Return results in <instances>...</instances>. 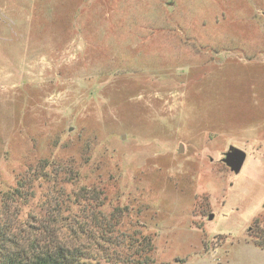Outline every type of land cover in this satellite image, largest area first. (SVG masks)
<instances>
[{
	"label": "rangeland",
	"instance_id": "374dc122",
	"mask_svg": "<svg viewBox=\"0 0 264 264\" xmlns=\"http://www.w3.org/2000/svg\"><path fill=\"white\" fill-rule=\"evenodd\" d=\"M21 180L23 221L86 187L153 264H264V0H0V202Z\"/></svg>",
	"mask_w": 264,
	"mask_h": 264
},
{
	"label": "trees",
	"instance_id": "16d2710c",
	"mask_svg": "<svg viewBox=\"0 0 264 264\" xmlns=\"http://www.w3.org/2000/svg\"><path fill=\"white\" fill-rule=\"evenodd\" d=\"M31 188L21 180L14 190L3 193L0 202V264H153V241L143 236L137 242L124 237L116 209L104 215V201L86 187L72 196L61 190L53 192L55 212L34 223L22 220L26 198ZM95 191V192H94ZM74 201L79 213L70 222L63 219L66 206ZM84 205V207H82ZM249 240L264 250V222L256 220L248 234Z\"/></svg>",
	"mask_w": 264,
	"mask_h": 264
},
{
	"label": "water",
	"instance_id": "95a60500",
	"mask_svg": "<svg viewBox=\"0 0 264 264\" xmlns=\"http://www.w3.org/2000/svg\"><path fill=\"white\" fill-rule=\"evenodd\" d=\"M183 151V146L181 147L180 152ZM247 160V153L239 148L231 146L228 152L225 153V158L223 162L226 164L230 170L238 175L240 174L241 170L243 169L245 162ZM213 216H211V219Z\"/></svg>",
	"mask_w": 264,
	"mask_h": 264
}]
</instances>
